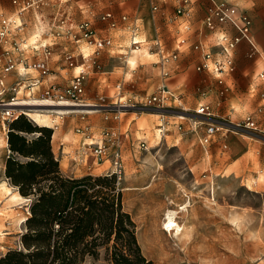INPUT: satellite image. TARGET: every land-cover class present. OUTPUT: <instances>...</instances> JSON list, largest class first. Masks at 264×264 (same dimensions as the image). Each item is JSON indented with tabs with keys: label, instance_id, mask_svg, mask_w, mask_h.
Masks as SVG:
<instances>
[{
	"label": "rangeland",
	"instance_id": "obj_1",
	"mask_svg": "<svg viewBox=\"0 0 264 264\" xmlns=\"http://www.w3.org/2000/svg\"><path fill=\"white\" fill-rule=\"evenodd\" d=\"M63 1L46 0L37 9L24 11L21 20L26 44L51 41L41 32L58 8L77 22L88 18V12L92 11L98 29L106 27L95 18L105 9H112L117 17L127 16L126 22L120 21L116 28L105 30L112 37V46L101 54L103 73L91 72L86 79L84 98L90 102L97 101L101 95L114 94L118 83L126 96L154 91L161 83L155 64L158 48L154 41L158 39L164 52L170 53L178 38L190 39L210 4L207 0L201 17L196 18L195 12L185 22L181 17H174L176 0H159L155 11L147 1L136 14L125 0ZM194 2L196 4L197 0ZM11 9V4L7 7L0 1V13L10 16ZM131 21L137 22L139 38L143 39L136 46L130 44L126 28ZM187 24L190 29L184 31ZM208 40L214 43L212 37ZM79 48L92 50V46L84 43ZM134 48L138 49L136 54L131 51ZM25 52L28 59L39 55L30 48ZM192 52L183 48L177 59L168 64L170 75L166 83L173 97L164 110L128 111L121 113L117 120L105 121L99 110H93L81 120L73 109L28 106L22 109L29 113L24 116L34 122L36 114L46 115L44 123L52 128L51 147L57 153L61 150L59 142L66 146L67 154L61 163L69 176H98L110 171L107 160L102 165L93 162L88 168L92 157L77 159L83 136L75 132L76 126L88 124L96 136L105 128L119 131L116 145L121 151L124 173L118 187L122 192L123 209L135 223L142 254L155 264H264V137L233 126L247 115L259 121V94H264V79L258 74L263 67L247 68L239 74L236 69L232 74L222 75L225 84H219L216 74L196 70L199 58L191 56ZM52 53V68L56 72L64 67L59 46H54ZM133 55L135 64L130 65L128 59ZM24 72V78L36 75L32 69L23 70L20 64L6 76V89ZM225 86H228L227 91L220 94ZM9 96L10 92L6 91L3 98L6 100ZM199 102L210 105L213 118L195 115ZM6 117L0 106V252L6 251L8 246L24 249L21 236L15 237L12 226L24 217L22 210H29L27 204H30L27 198L21 202L12 199L16 192H12L3 173L8 154L6 149L3 151L7 142ZM161 117L167 121L162 134L158 131ZM189 120L201 121L199 133L205 130L206 121H214L220 129L208 145L201 146L195 133L190 131ZM168 212H175L176 223L182 228L178 234L174 230H162ZM25 227L23 223L20 234ZM99 252L98 259L86 254L82 264H108L104 248H99Z\"/></svg>",
	"mask_w": 264,
	"mask_h": 264
},
{
	"label": "built area",
	"instance_id": "obj_2",
	"mask_svg": "<svg viewBox=\"0 0 264 264\" xmlns=\"http://www.w3.org/2000/svg\"><path fill=\"white\" fill-rule=\"evenodd\" d=\"M46 0H10L14 7L10 16L0 13V60L2 62L0 74V106L3 113L7 116L6 120H10L17 113L19 105L16 103L27 102L31 99H45L52 103L70 102L79 105L76 111L80 115V119L84 120L86 114L93 110L103 112V119L117 120L121 113L124 112H145L146 110L161 111L166 109L168 100L173 97L172 90L166 83L169 77L168 64L177 59L178 54L184 46L187 45L188 39L181 37L177 41L176 47L170 52H164L160 43L156 40L154 45L158 48L159 54L155 64L159 70L161 83L151 93L144 95L126 96L122 93L121 84L115 85V93L111 96H99L97 101L90 102L84 98L86 89L85 82L91 72H103V65L100 57L104 49L112 46V37L107 32H99L94 24V15L89 11V17L81 21H75L64 10L58 8L48 21L41 35L51 39L49 43H29L22 36L24 24L21 17L24 11L28 9H37ZM61 3L62 0H58ZM104 3L109 0H97ZM151 10L158 9V0H149ZM194 8L193 0H178L174 8V17H181L188 22L192 16ZM98 20L106 24L104 30L114 29L120 21L126 22L127 16L122 14L117 17L113 11L104 10L97 16ZM224 25H229L235 30V34L231 35L223 29ZM202 26L215 36V46L217 52L214 53L206 44L200 40L192 42L190 48L199 52L200 59L196 64V70H206L216 74V80L219 84H225L224 77L232 73L235 69L234 50L237 44L242 40H246L250 46V55L257 52L254 39L251 36V19L245 10L240 9L235 0H210L206 14L202 20ZM126 28L130 35V44L138 45L142 42L139 38L140 28L136 22H127ZM184 31L190 29V25L184 26ZM92 46L90 52H86L79 48L82 44ZM59 46L62 54L61 60L65 68H71L74 72L68 78L67 82L57 80H49L51 76L52 62L51 56L53 47ZM75 46V47H72ZM30 48L38 51L39 55L33 58H27L24 53ZM22 65L24 69H32L36 72L35 76L24 78L26 73H19L20 78L16 79L9 89L5 87V76L17 69V65ZM259 78L264 79V70L258 74ZM225 86L220 90V94L227 91ZM6 91L10 92V96L5 100L3 98ZM11 103H14L11 105ZM195 115L204 118H213L212 108L208 103L200 102L194 110ZM201 121H188L190 131L195 136L201 146H206L212 140L214 134L220 129L219 125L214 121H206L205 130L199 133L198 127ZM167 121L160 118L158 124L159 133L166 131L165 125ZM233 126L242 129H248L259 136L264 137V126L259 124L253 116L247 115L245 118ZM179 129L180 125L177 126ZM57 125L54 126V129ZM75 132L82 135L79 152L81 156L89 155L92 157V163L98 164L109 161L110 171L115 175L117 182L124 173L121 151L116 143L118 142L110 128H105L96 136L91 133V127L88 124H80L75 127ZM114 147V149H112ZM83 158V157H82ZM86 160V159H85ZM91 167L89 163L88 168ZM30 201V198H28ZM29 214V212H28Z\"/></svg>",
	"mask_w": 264,
	"mask_h": 264
},
{
	"label": "trees",
	"instance_id": "obj_3",
	"mask_svg": "<svg viewBox=\"0 0 264 264\" xmlns=\"http://www.w3.org/2000/svg\"><path fill=\"white\" fill-rule=\"evenodd\" d=\"M24 115L7 121L4 165L10 184L30 198L24 249L8 248L0 264H82L86 254L98 259L101 247L108 264H155L141 252L115 175H64L51 149L52 128Z\"/></svg>",
	"mask_w": 264,
	"mask_h": 264
},
{
	"label": "crops",
	"instance_id": "obj_4",
	"mask_svg": "<svg viewBox=\"0 0 264 264\" xmlns=\"http://www.w3.org/2000/svg\"><path fill=\"white\" fill-rule=\"evenodd\" d=\"M2 1L7 7H10V0H0ZM112 0H109L107 2H111ZM127 2V6L129 7H132L133 8V13H137L139 10H140V7L144 6L145 3H147V1L150 3L149 0H125ZM137 1V2H136ZM178 0H176V3H177ZM207 0H197V3L195 4L194 0V8H193V13H192V16L193 14L196 12V18H199L202 16V14L205 13V6L207 5ZM65 2V0L63 1ZM236 4L240 7V9H243L246 11V13L249 15L250 19H251V36L252 38L254 39L255 43H256V47H257V52L253 53L252 55H250V52H251V49H250V46L249 44L247 43L246 40L242 39L236 46L235 50H234V64H235V69L233 72H235V70L237 69L238 71V74L239 73H243L247 68H256L259 66V68L262 66L264 70V0H235ZM105 3V2H104ZM158 3H159V0H158ZM209 3H210V0H209ZM148 4V3H147ZM150 5V4H149ZM12 6V4H11ZM196 8V9H195ZM13 9L14 7L12 6V9H11V13L13 12ZM105 10H111L113 11L112 9H105ZM104 11V10H103ZM114 13V12H113ZM68 14V13H67ZM115 14V13H114ZM206 14V13H205ZM70 15V14H68ZM71 16V15H70ZM191 16V18H192ZM205 16V15H204ZM203 16V18H204ZM73 18V16H71ZM96 19H98L97 17H95ZM203 18L201 19L200 23H199V26L197 28V30L190 36V39H188V43L186 46H184L183 48H186V49H189L191 51H193L191 53V56L195 57V58H199L200 59V54L199 52L197 51H194L190 48V44L192 42H195L197 40H200L202 42H204L206 44L207 47H209L214 53L217 52V47L214 45L215 44V36L209 32L206 28H204L202 26V20ZM74 20V18H73ZM135 22V21H134ZM137 23V22H136ZM97 27V26H96ZM98 29V27H97ZM105 28H100L98 29L99 32L101 31L104 32ZM223 29L225 31H227L229 34H235V30L233 28H231L229 25H224L223 26ZM108 33V32H107ZM110 34V33H109ZM111 36V35H110ZM212 37L213 40H214V43L211 44L209 42V38ZM179 39V38H178ZM178 39L176 40V44H175V47L177 45V41ZM143 41V39H141ZM159 43H160V46H161V42L156 39ZM155 40V41H156ZM154 41V42H155ZM174 47V48H175ZM157 48V47H156ZM173 48V49H174ZM183 48L181 51H183ZM161 49L163 50L162 46H161ZM138 50V49H137ZM164 51V50H163ZM180 51V52H181ZM88 52V51H86ZM158 54H159V50H158ZM247 57H251L250 59L247 58ZM0 74H1V68H2V62L0 60ZM18 66V65H17ZM53 69V68H52ZM261 70V71H262ZM74 72L73 69L71 68H60L58 71L56 72H51V76L49 77V80L53 79V80H57V81H60V82H67L68 81V78H70L71 74ZM232 72V73H233ZM103 73V72H102ZM232 73H229V74H232ZM9 75V74H8ZM228 75V74H227ZM7 76V75H6ZM5 76V78H6ZM53 77V78H51ZM239 78V76H238ZM200 103V102H199ZM198 103V104H199ZM259 124L263 125L264 126V94H259ZM112 129V128H111ZM4 130V128H3ZM112 132L115 136V138L118 140L119 142V137L117 138L116 136V132L119 133V131H115L112 129ZM5 135H6V138H7V133H6V129L4 131ZM53 136V135H52ZM52 141H53V138H52ZM199 143V142H198ZM59 146H61V150L60 151H57V153L54 151V148L53 146L51 147L52 149V152L54 154V156L58 159L59 161V168H60V171L64 174V175H67L69 176L68 172L62 168V161H63V158L64 156L66 157L65 154H67L65 152V145H64V142H59ZM59 146H58V150H59ZM4 149H6V151H8V148H7V142L5 143L4 147H3V151ZM7 156V155H6ZM6 156H5V160H6ZM84 156H81L80 153H78L77 155V159H79L80 161L83 160ZM4 160V161H5ZM74 160V159H73ZM103 164V163H102ZM101 164V165H102ZM93 165V163H91V166ZM3 173H4V167H3ZM106 173V172H105ZM75 176V175H73ZM6 178V177H5ZM6 180H8L6 178ZM11 188L13 189L12 192H16V193H13L12 194V199L13 200H17V201H22V200H26L24 197H22L19 193H18V190H17V187L16 186H13L12 184L10 185ZM16 190V191H15ZM8 193H11V192H8ZM28 199V198H27ZM20 202H18L20 204ZM18 205V204H17ZM28 205V208H29V204ZM13 207V205L11 206ZM27 208V207H26ZM25 208V209H26ZM28 209L23 211L22 210V213L25 212V215H24V219L27 217L28 215ZM146 211V210H144ZM21 220V219H20ZM20 220L15 223L13 226H12V230L13 232L16 233V236L15 237H19L21 234V228L23 226V223L24 222H20ZM8 225H10L8 223ZM19 233V234H18ZM12 246H8V248H10ZM5 249V250H7ZM4 252H0V256L2 254H4Z\"/></svg>",
	"mask_w": 264,
	"mask_h": 264
},
{
	"label": "bare ground",
	"instance_id": "obj_5",
	"mask_svg": "<svg viewBox=\"0 0 264 264\" xmlns=\"http://www.w3.org/2000/svg\"><path fill=\"white\" fill-rule=\"evenodd\" d=\"M133 52V54H136V52L138 50H136V48L132 49L131 50ZM135 55L133 56H130L129 59H128V63L130 65H134L135 64ZM23 70H25L23 68ZM14 104V103H11V105ZM17 105H19L20 107H18V110L21 109L22 112H24L25 114H29L28 111H25V110H22V109H25V107H28V106H49V107H54V108H57V109H73L72 111H78L79 110V105L77 104H74V103H70V102H62V103H52L48 100H45V99H31L27 102H22V103H16ZM45 118H46V115H40V114H36V116L33 118L34 122L36 124H39V125H45V126H49L47 125L46 123H44L45 121ZM50 127V126H49ZM24 218H22L20 220V222H24ZM181 227L176 223V219H175V212H168L166 214V218L164 219V222H163V226H162V230L164 231H172L174 230L175 231V234H178L180 231H181Z\"/></svg>",
	"mask_w": 264,
	"mask_h": 264
},
{
	"label": "water",
	"instance_id": "obj_6",
	"mask_svg": "<svg viewBox=\"0 0 264 264\" xmlns=\"http://www.w3.org/2000/svg\"><path fill=\"white\" fill-rule=\"evenodd\" d=\"M30 206V205H29Z\"/></svg>",
	"mask_w": 264,
	"mask_h": 264
}]
</instances>
